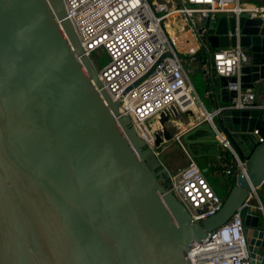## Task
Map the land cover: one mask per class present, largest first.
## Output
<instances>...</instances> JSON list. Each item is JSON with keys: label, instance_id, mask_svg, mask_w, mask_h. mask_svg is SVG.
<instances>
[{"label": "water", "instance_id": "water-1", "mask_svg": "<svg viewBox=\"0 0 264 264\" xmlns=\"http://www.w3.org/2000/svg\"><path fill=\"white\" fill-rule=\"evenodd\" d=\"M199 27L207 47L193 62L218 113L207 142L187 151L225 192L201 224L165 186L155 152L172 143L166 126L177 110L161 114L148 147L104 89L62 0H0V264H191L194 244L241 208L252 264H264V142L255 135L264 109L232 106L240 92L264 90V20L242 13ZM238 43L251 61L209 80L210 53Z\"/></svg>", "mask_w": 264, "mask_h": 264}, {"label": "built area", "instance_id": "built-area-1", "mask_svg": "<svg viewBox=\"0 0 264 264\" xmlns=\"http://www.w3.org/2000/svg\"><path fill=\"white\" fill-rule=\"evenodd\" d=\"M62 1L86 55L91 58L100 49L108 55L109 62L103 69L93 62L100 81L109 96L120 103V115L131 119L138 136L152 149L155 137L150 129L158 125L162 113H172L173 109L181 114L191 112L211 124L218 113L206 112L185 69V64L207 47V30L199 27V21L242 13L264 20V7L243 9L239 0ZM210 54L204 69L211 81L215 77L235 76L251 61L250 52L240 43L234 49ZM255 100L252 92H240L232 106L264 109ZM151 120L155 124L148 128L145 124ZM255 135L260 143L264 142L259 130ZM220 137L223 147L231 150L229 143ZM236 159L239 173L245 175V163L237 156ZM231 174L232 169L225 168L224 175ZM168 179V190L195 223L201 224L222 210L224 200L193 158L186 167L169 172ZM241 210L225 225L208 233L205 240L194 244L187 254L191 264H252Z\"/></svg>", "mask_w": 264, "mask_h": 264}, {"label": "crops", "instance_id": "crops-1", "mask_svg": "<svg viewBox=\"0 0 264 264\" xmlns=\"http://www.w3.org/2000/svg\"><path fill=\"white\" fill-rule=\"evenodd\" d=\"M239 2H240L241 8L243 9L264 7V0H239ZM186 65H189V69L186 70L187 73L189 71L191 73L197 74L198 72L197 64L189 60L185 64V66ZM189 78H190V75H189ZM209 88H210V83L207 81L206 96L210 99V102H209L210 110H207L203 102L202 101L201 102L204 105L206 112L208 114H213L217 110H216L215 104L213 103L211 99L212 91ZM250 92L255 94L256 96L255 103L257 104V106L264 107V90H260L256 92L250 91ZM213 125L214 124H211L210 122L205 121L204 119H199L197 116H195L191 112L187 114L179 113L177 117H173L170 119L166 127L169 133L173 136V141L172 143H164V145L161 147V150L166 155L168 162H176L175 165L170 167V170L169 168H167V166H165L168 172L174 173L179 168L186 167L189 164L190 158L192 157L187 151L188 147H191L193 150H195L196 148H200L202 144L207 142L206 136H209L207 131L211 128L215 129ZM178 138H180V140H178ZM172 144L179 146L181 150L179 155L172 153V150H171ZM224 170L225 168L223 169V171ZM219 184L221 186V183Z\"/></svg>", "mask_w": 264, "mask_h": 264}, {"label": "rangeland", "instance_id": "rangeland-1", "mask_svg": "<svg viewBox=\"0 0 264 264\" xmlns=\"http://www.w3.org/2000/svg\"><path fill=\"white\" fill-rule=\"evenodd\" d=\"M153 1V0H150ZM91 59L93 60V62L95 63L97 68L103 69L109 62V58L108 55L106 54V52L103 49H100L96 52L93 53ZM186 70L189 69V65L185 66ZM190 75V80L195 88V91L197 92V95L199 96L200 100L203 102V104L205 105V107L207 108V110H210V106H209V102L210 99L206 96V90H207V81L204 78V75L201 74H194V73H189ZM150 124H155L154 120L148 121L145 125L148 128L150 127ZM156 127V125L154 126ZM171 150L173 154H180L181 150L179 148V146L177 145H171ZM155 152L157 154V156L159 157L160 161L163 163L164 166H167V168L175 165L176 162H168L166 155L162 152L161 148L160 149H155ZM205 176V175H204ZM206 180L208 181V183L212 186V188L215 190V192L222 198L224 199L225 197V193L224 191L221 189V186L218 184V180L215 179L212 175H206L205 176Z\"/></svg>", "mask_w": 264, "mask_h": 264}, {"label": "trees", "instance_id": "trees-1", "mask_svg": "<svg viewBox=\"0 0 264 264\" xmlns=\"http://www.w3.org/2000/svg\"><path fill=\"white\" fill-rule=\"evenodd\" d=\"M263 121H264V114H263ZM260 134L264 137V131H259ZM170 182L169 179L165 176V186L169 188Z\"/></svg>", "mask_w": 264, "mask_h": 264}, {"label": "flooded vegetation", "instance_id": "flooded-vegetation-1", "mask_svg": "<svg viewBox=\"0 0 264 264\" xmlns=\"http://www.w3.org/2000/svg\"><path fill=\"white\" fill-rule=\"evenodd\" d=\"M158 172H160V171H158ZM165 178V177H164Z\"/></svg>", "mask_w": 264, "mask_h": 264}]
</instances>
